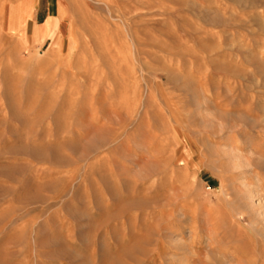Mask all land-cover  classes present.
Here are the masks:
<instances>
[{"label": "rangeland", "instance_id": "374dc122", "mask_svg": "<svg viewBox=\"0 0 264 264\" xmlns=\"http://www.w3.org/2000/svg\"><path fill=\"white\" fill-rule=\"evenodd\" d=\"M0 264H264V0H0Z\"/></svg>", "mask_w": 264, "mask_h": 264}, {"label": "crops", "instance_id": "0c3cea01", "mask_svg": "<svg viewBox=\"0 0 264 264\" xmlns=\"http://www.w3.org/2000/svg\"><path fill=\"white\" fill-rule=\"evenodd\" d=\"M47 16H48V15H46V16L44 17V20L47 18ZM44 20H43V21H44Z\"/></svg>", "mask_w": 264, "mask_h": 264}, {"label": "bare ground", "instance_id": "6f19581e", "mask_svg": "<svg viewBox=\"0 0 264 264\" xmlns=\"http://www.w3.org/2000/svg\"><path fill=\"white\" fill-rule=\"evenodd\" d=\"M261 262V261H260ZM263 263V262H262Z\"/></svg>", "mask_w": 264, "mask_h": 264}]
</instances>
